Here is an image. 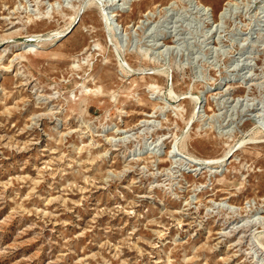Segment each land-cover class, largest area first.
I'll use <instances>...</instances> for the list:
<instances>
[{
	"label": "rangeland",
	"instance_id": "rangeland-1",
	"mask_svg": "<svg viewBox=\"0 0 264 264\" xmlns=\"http://www.w3.org/2000/svg\"><path fill=\"white\" fill-rule=\"evenodd\" d=\"M85 1L0 0V264H264V0Z\"/></svg>",
	"mask_w": 264,
	"mask_h": 264
},
{
	"label": "bare ground",
	"instance_id": "bare-ground-1",
	"mask_svg": "<svg viewBox=\"0 0 264 264\" xmlns=\"http://www.w3.org/2000/svg\"><path fill=\"white\" fill-rule=\"evenodd\" d=\"M105 4H103L102 2H100V0H86L82 5H78L76 7V11H74V15L71 17V25L73 26L76 22H77V19L80 15V13H82V11H84L85 8H91L93 6H97L99 7V9L101 10L102 12V18H103V21H105V28L107 29L108 31V34L109 36L111 35V40L112 38L114 40H116V25L114 23V19L112 17V15H114V12H110L109 10H107L105 7H104ZM199 5V4H198ZM204 6V5H203ZM205 7V6H204ZM208 10H210V8H207ZM202 10H205V9H202ZM201 11V10H200ZM204 15V14H203ZM166 20V19H165ZM164 23V22H163ZM58 37V36H57ZM160 48V47H159ZM118 60V59H117ZM119 62V65L120 67L122 68L123 71H126V72H132L133 69L130 67L129 63L125 60V59H122L121 56H120V59L118 60ZM142 70V69H140ZM165 72V71H164ZM141 73V72H140ZM174 95L175 92L173 93ZM172 94V95H173ZM173 97V96H172ZM178 97V96H177ZM180 97V96H179ZM178 97V98H179ZM174 98V97H173ZM176 98V97H175ZM192 99V98H191ZM194 100V104H195V108H194V112H193V117H195L197 115V113H199V109H200V104L202 103L200 97H195L193 98ZM82 105V104H81ZM261 132V131H260ZM264 133V132H262ZM252 139H256L255 137H253ZM251 140V139H250ZM176 146V145H175ZM176 148V147H175ZM232 150H233V146H229V148L225 151L224 155L222 158H220L219 160H210L208 161L209 163H217V164H221L223 163L227 157H229L231 154H232ZM173 151V150H172ZM178 154V153H177ZM179 155H182V152L179 153ZM257 239V245L256 246H260V249H264V234H259L256 236ZM254 244V242H253Z\"/></svg>",
	"mask_w": 264,
	"mask_h": 264
}]
</instances>
